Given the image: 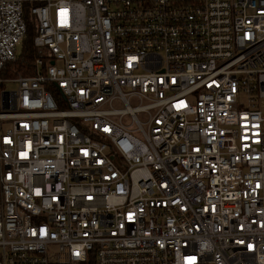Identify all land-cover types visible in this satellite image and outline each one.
<instances>
[{
  "label": "built area",
  "instance_id": "1",
  "mask_svg": "<svg viewBox=\"0 0 264 264\" xmlns=\"http://www.w3.org/2000/svg\"><path fill=\"white\" fill-rule=\"evenodd\" d=\"M0 264H264V0H0Z\"/></svg>",
  "mask_w": 264,
  "mask_h": 264
},
{
  "label": "trees",
  "instance_id": "2",
  "mask_svg": "<svg viewBox=\"0 0 264 264\" xmlns=\"http://www.w3.org/2000/svg\"><path fill=\"white\" fill-rule=\"evenodd\" d=\"M34 30L30 26L28 34L23 44L22 53L18 61L7 65L4 76H32L35 74L34 61L39 56L38 50L33 45Z\"/></svg>",
  "mask_w": 264,
  "mask_h": 264
},
{
  "label": "rangeland",
  "instance_id": "3",
  "mask_svg": "<svg viewBox=\"0 0 264 264\" xmlns=\"http://www.w3.org/2000/svg\"><path fill=\"white\" fill-rule=\"evenodd\" d=\"M23 50V49H22ZM22 50H21V53H22ZM21 53H20V48H19V54L21 55Z\"/></svg>",
  "mask_w": 264,
  "mask_h": 264
}]
</instances>
